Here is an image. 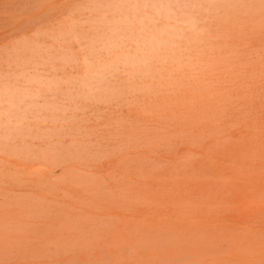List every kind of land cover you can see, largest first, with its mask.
Here are the masks:
<instances>
[{
  "label": "rangeland",
  "instance_id": "obj_1",
  "mask_svg": "<svg viewBox=\"0 0 264 264\" xmlns=\"http://www.w3.org/2000/svg\"><path fill=\"white\" fill-rule=\"evenodd\" d=\"M129 1V3L132 4V0ZM135 1L137 2V0ZM138 1H144V4L139 2L141 8L143 9L142 11L139 3L135 2V6H138L136 8V11H140V15L138 18H140L141 16L140 21H143L144 24L141 26L140 24L136 23L135 25H140L141 27L140 29H135L136 26L134 27L133 22H136L138 19H136L137 17L135 16L133 17V12L135 9L134 8L131 14L133 21H131V15H129L130 19H126L127 17H129L128 15L126 16V18L124 17V20H126L130 24L132 22L133 24H131L129 27L127 22H125V25L130 28V30L128 31L127 28H125V25V29L123 28V25L122 27L120 26V21H118V23H116L117 20L114 21L115 17L112 22V18L110 19L113 14L117 16L116 13L122 8L121 0H0V53L5 50L8 52H4L3 54L1 53L0 55V59L3 60L4 57L6 61L5 63V61L0 60V73L5 75V73L10 72L9 74H7V76L5 75L6 79L9 78L8 80L5 81L4 75H0V78H2L1 80L3 81L4 79V83L12 85L11 83H15V81H17V84L18 79L20 78L19 81L23 82L24 80L25 84L23 85H25L24 87H27L26 90L24 89V87H22V93L30 92V97H27V99V94L24 97L22 94H20L23 99H26L27 102H30L32 101V99L30 100V98H34L36 94L37 96H42V93L43 96L46 97L47 103L50 101L49 103L51 104V102L56 97L55 95L57 94L56 93L54 95L52 93V91L55 92V90L51 88L53 86L55 87V84H52V81H54L55 79L53 74H57L58 76V74H60L58 73V71H62L64 78H66V74L63 71H65L66 73L70 72L71 67H74L71 71L72 76L70 75V73V76H67V78L69 77V80H71L70 77H72L73 79V74L76 72L75 69L77 70L76 66H78L79 74L75 73L74 76L78 75L79 77H76L79 78V80H72V82L75 80V88L73 89L72 83L71 88V84L67 78L66 80L62 79V81L64 82L63 84L60 83L59 86H62L63 88L65 86L66 88L68 87V89L72 91V93L70 92L72 95L77 89L76 81H78V89L80 90V92L78 89L76 90L80 94H77L78 92H75L77 96L75 94L73 96V100L75 96L77 97L75 98V101L78 104H76L75 106V101L71 100L72 96L69 95L68 90L65 88V96V90L63 92V89L57 88V92L61 90L64 94L61 95V92H59L56 97V101L54 100L53 102H55L56 104L57 101L61 103H64L65 101L68 109V112L67 109L64 112L65 114L63 113V110H65V105L63 104V106L61 103L58 104V102L57 104L59 106L56 105L57 107L52 108V106L50 105L49 111V108H47L49 106H47V104H44L45 107L47 106L46 108H43V103L42 107H40L41 105L38 106V100V103L40 104V100L42 99L39 96V98H34V102H36L37 107H39L38 109L43 108L42 110L44 111V114H42V110H38V112L40 113L39 116H41L34 117L35 114H33V109L31 112L29 108L31 106H35V111H37L36 105L33 104L32 101L30 105H27V107L29 108L27 109L30 111L19 109L26 106V103L23 102L22 107H20V103L19 108L17 107L16 109H19V111L22 112L21 115L19 114L17 116L15 114H17L18 110L16 111V113L12 112L15 111L16 104L18 103V106L19 102H21L20 99H22L17 92V90L19 89L18 91L21 93L20 86H22V82L18 83V86H15V88H18L17 90L14 89V86L12 85V93L9 92L10 88L7 84L5 86H7L8 89H6L4 84H0V91L2 90L1 98H3V100L7 98L6 101L8 100L9 102L6 103V101L4 102L0 99V104H2L0 106V110H4L2 111L4 113L3 116L0 112V121L2 119V122H4L3 124H5V121L7 123L8 120L9 122H11L12 119L16 122L17 119L15 118L17 117L19 121L16 123L19 124L20 122L19 125H21L22 121L24 122V124L28 123V118H30L31 120L33 119L31 122L38 121L39 123L40 121L38 125L30 122L31 127L35 124L36 126H33V129H37L38 132L40 131L41 133H44H42L43 136L42 134L40 135V133H38L40 135L39 136L38 134H35L33 133V131H31L32 128H24L26 124H22L21 127H18V125L13 121L12 123L15 126L12 125V123L10 125L7 124V126L5 127L4 125L0 126L3 127V129L5 128L4 131H12L10 134L14 136H11V138H14L15 135L17 136L15 138L16 141L13 139L15 141V144L17 143V138H19L18 135L21 137V139L23 137L22 135L25 136L24 133H26V131H23V133L21 132L22 130L26 129L28 131L27 136L29 135V132H32L33 136L38 135L37 137L34 136L35 139H33V136L31 135L30 137L32 138L30 139L29 137L30 142L27 139L28 137L26 138L25 136L26 142H24L23 144L24 146L25 144L26 146H28L27 142H29V151L26 148V150H23L22 147L24 148V146L22 145L20 147L22 149L21 153L20 148H18L19 150H16L17 152L15 151V148L13 149V151H11V153L13 152V154L15 155H10L9 152L5 153V150H7V148H4L5 150L2 148L6 145V143L3 144L4 140H2L3 147H1L2 145L0 142V264H264V223L262 224V222H264V217L260 216V214L264 212V209H259L260 206H263L264 208V0H233V3L236 1V4H233L235 8L232 7L233 5H231L232 0H229L231 4H228V0V2L226 1L227 6L226 4H222L221 0V2L218 1L219 3H217L222 4L221 7H219L220 9L223 7L221 11L217 9L218 7L215 4L212 6H215V9L211 7L213 10L217 9V13L220 12L217 15L215 14V16L214 11L212 12V9L211 12L213 13V16H210V11L209 14L206 11L208 7L210 10V0L208 2L210 3V6L207 5L208 7H205L204 5L205 0H202V2L201 0H199L201 5H204L203 7L207 8L205 10L206 12H203V17L205 14V18H203L201 15L199 16L201 19L195 17V15L197 16L199 14V11L202 8L200 5V9L197 8V10H199L195 12V5L198 3V0L197 2L196 0H193L194 2H196L195 5H191L190 2L189 4H185V8H182L183 0H181L180 5L182 7H180V10L182 12L184 10H187L186 12L189 13L191 9L190 7H195L194 15L192 13L193 9L191 11L192 18L195 19V21H193V19L191 18L189 20V15H185V11L181 13V15L180 13H178L181 18L179 17L180 20L177 22V24L173 20L169 22V20H171L169 18L168 24H175V27L169 24L171 27L170 29L169 26L168 28H166L169 29L166 32L168 33L167 37L164 36L165 33L162 34L161 32L164 31L163 29H161V25H164V23L166 22L165 19L167 17L166 16L164 19L162 14L163 11L166 10V7H168V9L170 8V4H176V0H172L173 2L169 5L166 4V7L163 4L165 2L164 0H162V3L161 0H159L160 6L158 5V3H155L154 5L153 3L155 1L150 0L152 4L150 6L151 9L148 6L149 4L145 6L146 0ZM116 2L118 4V6H116L117 8L115 9L116 12L113 13V11H115L113 10L110 14L109 12L114 8L113 4L116 5ZM127 2L125 1L124 4L126 5ZM179 2L176 4V6L179 4ZM183 2L186 3V0ZM98 3L101 7L103 5V8H101L103 11L105 10V8H110L112 6L113 7L112 9H109V12H107V10V13H103L105 14V16L102 14V10H100L101 12H99L98 10L97 12L99 13H96V15H98L96 17V10H94L93 8L96 7L97 4V8L95 9H98ZM87 4L90 8L93 9H90L91 13L89 8L86 9ZM107 4L109 5V7H107ZM120 4L121 7L119 10H117ZM161 4L164 6L163 10L160 9L161 15H159L160 10L157 12V9L158 7L162 8ZM92 5L93 7H91ZM153 5L155 6V8ZM228 5L232 7H230V10H234L232 11V13L230 11L231 14L229 13V11H227L229 8L224 9V7H228ZM84 6L85 10H83ZM171 6L172 10H174V13L171 9H169L170 11H172V13L166 10V13L169 12V14L167 13L166 15L172 16V18L174 19L173 16L175 14L176 17L175 12H178L179 9L175 10L176 6L174 8L173 5ZM147 7L148 10L150 9V15L153 14V21H155V18H157V16H154L155 11L156 13H158V17L162 16V19H156L155 26L158 27V31L161 29L158 32L156 28L155 31L157 33L154 32L155 26L151 25L153 21L151 20L152 17L148 15L149 12L146 11ZM124 10L128 11L129 5L128 9L124 8ZM72 11V15L76 17L74 21L77 19L81 21L80 15L83 16L84 14L86 15L87 19L83 16V23L85 22V19L86 21L88 20V16L89 18L91 17V15L92 18L93 16L94 18L96 17L95 20L93 18L94 22H92L94 23L93 25L95 27L92 28L93 25L91 24V20H88L87 24L82 23V26L80 27L78 26L80 24L76 25L77 22L79 23V21L70 23V20L74 18L70 14V12ZM131 11L129 10L128 13H130ZM88 12L90 13V15L88 14ZM122 12L123 9H121V15ZM120 13L118 16H120ZM206 13L209 17L206 15ZM143 15L145 16V18H147V23H149L150 20L149 25L151 27L152 33L156 34L155 38V35L151 34L153 35V41L156 42V40L158 41V37L160 35L163 36L162 40L158 41V45L157 43L154 44L155 54L157 48L161 47L160 51L158 49V54H156V56H153L154 54H150L153 59L156 58L154 59V61H152L153 64L150 61L152 58L150 57L149 60L148 56H146V60L145 58H143V62L147 65V63L150 61L149 66H151L150 68H152L155 61V63H158L157 60L159 59V57V60H161L162 58L163 59L161 60L162 62L158 60L161 65L159 63V65H154V67L160 66V68H158V71L161 74H157L158 77L156 75V73H158L157 67L155 69L153 68V70H156L155 73V71L151 72L152 69H150L149 66L148 68L150 69V72L153 74L155 73L156 77L152 76L153 79L150 78L151 73H149V75H147L149 77H145L147 82L142 77L143 75L140 77L144 80H142L141 83L143 84L146 82V86L149 87L147 89L144 84V86L141 84L143 87H145L144 89H146L145 93L147 92V90L151 89V85L149 86V83L151 84V82H149L150 79L153 82H155L156 79L157 82L155 83L154 88L152 87L149 92L153 90L155 91H153V93L151 94L148 92V95L144 94L143 96H140L142 95V93H140L139 91H137L136 93L135 90V86H137L138 90L141 89V85L140 89L138 87V84H140L141 80L139 78V76L141 75L140 68L141 70L144 69L142 70V72L146 74L148 73L147 69L145 71V68L139 65L137 66L138 63L140 65L142 64V57L139 58L140 54L139 56L137 55L138 53H141V51H137L136 53V50L137 47L143 46V49L146 48L150 53H153L151 51L153 45L152 47H150V43L153 44V42L149 40L150 36H147L148 41L146 40V36L145 38H143L144 36H141L142 34H146L148 32L151 33L149 25L146 26V20H144V17H142ZM101 16L102 21H106L108 19L107 17H109V19L106 21L107 24H109L108 27L111 28L114 25L113 22H115V26L119 24L117 26H119V28L121 27L120 30L122 29V33L124 31L126 32L123 33L125 35L124 36L120 33V31L118 36L121 37V39H119L117 36H115V34H117L116 32L118 31L115 30L113 26L115 30V38H112L113 33H111L112 36L110 39V30L107 28V32L105 33L103 29L104 35H109L107 37L105 36L106 38H108L106 39L107 46L105 45V47L103 48H100L101 42L99 41L97 42V44L95 42V46H93L92 43H89V39L85 40L86 37L90 38L91 34L93 35H91L92 37H95L97 33V37L93 38V41H95V39L96 41L98 40V36L101 35V28L104 27L103 23L101 24V19L99 20L100 22H97L98 24L95 21ZM66 17L68 19L65 20ZM104 17L106 18L104 19ZM206 17H208V20L206 19ZM69 18L71 19L69 20ZM67 20H69L70 22ZM120 20H122V18ZM124 20L121 22L122 24H124ZM185 20H187L188 22ZM61 21L65 26V29L62 30H60L61 27H58V25H60L59 22ZM163 21L165 22L163 23ZM183 21H185L184 32L181 31V33H183L179 35L180 29H183V25H181ZM57 22L58 25L54 28L53 25H56ZM106 22H104V26L107 25ZM189 22H191L189 25H193V29L194 27L197 29V26L200 25L199 28H202V31L204 30L206 33H202L201 29L199 30V28L197 29V31H195V29L194 31L196 33H194L193 29L190 30L191 26L186 29V26H189L186 23ZM65 23L70 25V28L68 25V27H66ZM89 24L91 26L87 27L86 25ZM83 26H85V28H83L84 30H82ZM131 26H133L132 29ZM143 26L144 28L145 26L147 28L144 29L142 28ZM177 26L180 27L178 31L179 41L180 36L182 38V36H184V33H187L185 34L186 39L183 37L184 39H182L180 42L178 41L177 43L183 45V47L189 44L188 47H181V49L183 48L182 53L180 52V49L179 51H169L171 48V50H173L177 47V45H173L174 43L169 46L170 49L168 48V45L166 46L167 50H165V48L163 47V44L166 45L165 41L168 43V40L171 39V37L169 38V34L172 33L173 35L174 30L177 31ZM97 27L100 31V34L97 31V33H95L94 35L93 30L96 31ZM162 27L164 28V26ZM67 28H69L70 31H73L75 29V32L76 30L81 29L84 34L88 33V31L86 32V29L90 28L91 32L92 28L93 32L89 33V36H87L86 34V36H84L85 38H82L83 34H81L80 36V34H78L79 31H77L76 37L78 36L77 38L79 39L77 42H75L76 38H74L72 43V40H69L67 38L69 37L68 34L67 36L65 35L64 38L66 39V42L64 41V43H60V41L63 40L64 34L67 32V30H69ZM71 28H73V30ZM52 29L54 32L55 29L59 30L58 33L62 31L61 36L63 37H60L57 31L56 33L52 34ZM45 30H47V32L48 30L49 32L51 31L49 35H54V38L53 36V39L51 38V36H47L48 34H45ZM135 30L136 34H134ZM42 31L44 32V34H41ZM74 31L73 34H76L74 33ZM200 31L202 34H205L203 38L202 34L201 36H199ZM190 32H192V34L194 33V36H191V40H189L188 42L187 39H190V37L188 36V34L190 35ZM37 33L38 35L41 34V36L43 37V41L41 39L42 37H40L39 39V36L35 35ZM70 33V35H72L73 37L72 32ZM130 33L131 35L134 34V36L131 37ZM174 33L176 34V32ZM196 34H198L197 37L199 39L201 38V40L197 41V43H194V40L196 41ZM104 35L102 34L100 37L102 38L103 36L102 40L104 39ZM32 36L33 38L31 41ZM25 37L26 39H28L27 37H29L30 39L28 41H30L31 44L27 41V43H29V48L28 45L25 44ZM44 37L46 38V40H44ZM55 37H57L59 40L55 39ZM138 37L140 39V44L135 46V43L137 44L136 39ZM176 37L177 34L175 37L172 36V38H175V40ZM34 38L39 39H36V42H41L40 45H43V42L51 44L50 39L53 40V42H56V40H58L57 43H60V45H57L59 46V51L57 50V48L55 49L56 44L52 51L49 50L51 49L50 45L49 48L46 46L47 43H45L46 45H43L45 46L43 47L44 50H48L49 55L51 52H55V55L58 51V54H56V59H54L55 56L52 58L49 56V61V58H46L48 54H46L45 56L46 51H44V53L43 51L41 52L42 47L38 46V44H36L35 42V45H33L34 43L32 42L35 41ZM132 38L134 39V41L132 40ZM109 39L111 40L112 45L109 43ZM117 39L119 41L118 43ZM21 40L24 41L23 44ZM112 40L113 42L116 41L117 44H113ZM125 40H127V42H125ZM130 40L132 45H130ZM145 41L146 43L149 42L150 46H147ZM53 42L52 45H54ZM192 42L193 44H191ZM15 43L18 45L19 43L20 45H23L22 50L24 52L26 50L24 48H26L27 46L28 52L23 53V55L21 54V57L22 59H26V57L30 56V59H26L27 64L29 62L28 60H31L28 66H26L27 64L25 63V59V61L21 60L18 52H16L17 55L16 53H14V55L12 56L13 58L8 56L10 52L13 53L18 49H21V46L20 48H18V45H16ZM98 43L100 47L98 46ZM128 43L132 47L131 49L130 47H127V49L129 48L130 53L136 54V56H138L140 60L138 58H135L133 56L134 54H132L134 60L133 58L131 60L130 55V57H126V47L124 45L126 44L128 46ZM169 43L171 44V42ZM61 44L62 46L63 44H65L66 49L64 48L65 45L62 47ZM79 44L82 48L79 46ZM104 44L105 43H103V46ZM118 44L120 45V48H112L115 46L117 47ZM15 45L17 47V50H14L16 48L13 49ZM32 45L34 50L32 51V53L35 52L36 48L38 50H36L37 52H41L40 54L38 53V55L40 56L37 55V57L41 58L40 61L38 58L39 66L35 62L37 58L36 55L34 56V58L36 57L34 61L33 57H31L32 55H30L32 54L29 52L32 50ZM87 45L92 47V52H89V50L87 51L85 49ZM11 46H13L12 50ZM34 46L36 47L34 48ZM108 46L110 47L109 49L107 48ZM39 48L41 49L40 51ZM63 48L65 50H63ZM133 48L135 50H133ZM82 49L85 50L82 51ZM105 49L109 50L108 53H110V49H112L114 53H110L111 57L107 55ZM189 49L190 52L188 54V57L186 53L189 51ZM183 50L184 52H186L184 53ZM20 51L21 50H19V52ZM163 51H165V55L170 52L173 53L174 56H176L175 54H177L178 56L175 57L176 59L174 58V56H172L174 59H170L171 55L168 54L167 56H169L170 60H167V56V58L163 57ZM60 52H62L61 57L67 54V56L64 57L67 58V60L65 61V59H62L67 62L65 64L66 66H64L65 62L61 61L60 59H58L61 62L60 65L57 61V58H60ZM84 52L89 53L87 55L84 54ZM117 52L119 53V55H122L120 56V58L122 57V59L120 63L118 62L119 64H116L117 56L114 55ZM175 52H179V54ZM69 53L72 58L70 60H73L74 62H69ZM142 53L145 54V52ZM42 54L44 55L42 57L47 59H45L44 61H48L47 64L45 62V65H48L47 67L43 65L41 66L40 64L44 59L41 57ZM89 54L92 56L96 55L94 59L95 63L96 61L99 63L102 61L100 64H97L98 67L100 65L102 70L106 72V78H103L105 73L101 75L102 71L100 70V73L96 69L97 64H95L93 60L92 62L90 61L91 59H93V57ZM128 54L129 51L127 55ZM184 54H186L185 56L187 58L192 59L191 62L195 64L193 66L194 68L191 65V67L188 68L189 64L191 63L190 61H188V59H185ZM119 55L118 60H120ZM179 55L183 59L181 58V60H179ZM83 58H85V61L86 59H88V61H86L87 63L85 62L84 65L80 64V62L84 63ZM113 58L116 59V66L114 65ZM52 59H54L55 62H57V64L59 65L58 69L53 62L50 66L49 63H51ZM106 59H110L107 60V62L113 61V63H111L114 66L113 68L116 69L118 65L122 67L121 62L125 61L127 63V66L125 69L124 67L123 69L121 68L122 74H124L123 72H125V70H129V68L127 69L128 66H130V69L135 67V71L137 69L136 66L139 67V72L137 69V73L132 69L134 74H137L138 79L136 80L137 82L139 81V83L135 85V88H132V90H130L131 88H129V92L133 91L131 92V98L130 94L126 95L130 99V102L133 100L131 103L126 104L127 97L125 96V94H123L124 96L122 95V93L119 94V91L121 92L122 89L123 92L124 86V93H128V91H126L128 90L126 89V87H130V85H128L131 81L130 77H132V81L134 80L133 83H137L136 80L133 79L135 78L133 77L134 74H131L132 76L130 75V79H128V81H130L127 84L125 83V80H123L126 79V74L121 75V70H118V72H116V69L111 70L108 67V71L111 74L110 76L112 78L109 77L106 68L109 63L105 61ZM130 60L132 61V65L134 61L138 63L131 67V65L128 64V61L130 62ZM183 60H186L185 63H187L188 61V66H186L185 69H180V62L185 65ZM12 61L15 63V66ZM21 61L24 63L25 68L30 69V71L28 70L29 74L27 72V69L22 67L23 64H21L22 66L20 65ZM169 61L173 62L170 63L171 68H173L176 62L181 72L177 71L178 68L175 64V69L173 68V76L172 71L169 72ZM8 62L9 64L11 63L13 65L12 67H10V69V65L8 64ZM17 62H19V66L16 64ZM77 62L80 65V68ZM92 63H94L95 66L94 74L92 73ZM102 63L106 65L104 67L106 69H103ZM126 63H123V65H126ZM163 63H165V67L166 65L168 66L167 71H165L168 72V76L170 74L169 77L166 75V72L165 74L162 73L164 72L163 68H165L164 66H162ZM53 64L55 67V71L53 70L54 67H52ZM61 64L64 66V70L62 69ZM70 64H72L71 67H68V65L70 66ZM87 64L92 65V69L88 67L89 73L91 72L92 76H95L97 73H99L100 76H96L95 78H99L100 80H102L101 78H103L104 82L103 80L100 82V84L99 82H97L99 86L108 84V86L103 87L108 91L112 89V86L113 88L115 86L117 87L116 91H114L115 88L112 89L113 91H110L111 93L114 92L118 95L115 96V94L112 95L109 93V99H112V102L109 101V103H113V105L115 104L119 107H115V105L113 106L112 104L108 105V98L105 99V104V102L103 101V88H98V85H96L95 82V80L98 81V79L94 80L95 84H93V80H91L92 82L89 81L90 85L93 84V87L90 88L88 81H86L85 79L86 76L88 78L90 77V74L88 73L86 68L87 66H85ZM112 64H110V68L112 67ZM183 64L182 68L184 67ZM31 65H34V68ZM16 66L19 68L13 70L12 72V68H17ZM35 67L37 68V70L35 69ZM42 67L43 70L45 67V72L47 71L46 73H43ZM83 67H85V70ZM120 67L118 68L120 69ZM22 68L24 69V71L22 70L23 73L22 71H20V69ZM31 68L35 69V71ZM187 68L189 70L188 72H186ZM40 69L42 70L41 72L44 74V76H46L40 77L42 79H39L40 82H38L39 80L37 81V78H39L40 75H43L39 71ZM19 71L21 72V75H24L25 72L29 76L25 74L26 78L25 76L20 77V75H18ZM49 71L52 74L48 73ZM84 71H86L87 74L85 77L82 75L85 73ZM38 72L40 73L38 74ZM115 72H120V77L122 76V81L124 82L120 81L121 79L119 78V75L117 77V74H115ZM30 73L31 75L36 76L34 79H36V81L40 85L36 81L34 83L33 77L32 79L30 78ZM177 73H179V75H177ZM36 74H38V76ZM50 74L53 75L52 79L49 76ZM138 74L140 75L138 76ZM171 74L173 77L171 76ZM17 76L19 77L18 79ZM124 76L126 77L124 78ZM27 77L31 80V83H33V85L36 84L35 87L39 86L36 94L34 92L36 88H34L32 84H30V81L27 80ZM47 77L49 80H46ZM108 77L109 80L106 81ZM114 77L118 78L117 81L120 79L117 82L118 84L115 83L116 79H114ZM24 78L30 84L29 86L32 85L31 88H28V83ZM81 78L85 79V85L87 84L86 87L88 88L89 86L88 93L90 92V94H92L89 90H94L93 93L95 92L96 94L97 92L98 95L102 90L103 94L100 96L101 98H103L100 100L97 95L95 96L93 94L94 100L96 98L98 102H96V100L94 101L93 99H91L90 101L89 98L91 97V95L89 96V94H86L87 88L84 87V81L81 80L83 85L80 84ZM10 79L12 81H10ZM56 79H58V77ZM56 79L53 83H57L58 86L59 82L61 81L57 80L58 82H56ZM91 79H93V77ZM43 80L46 81V84L48 83L47 88H50L52 91H45L47 90V88L45 89L46 84ZM66 81H68V84L66 83ZM43 82L44 84H41ZM102 82L106 84L103 85ZM119 83L120 85H123L118 87ZM109 84H111V88L109 87ZM124 84L127 85L125 86ZM80 85L81 87H79ZM96 87L99 90L101 88L102 89L99 91ZM5 89L8 90V92H6ZM3 90H5V95L2 94ZM32 90L33 94L31 93ZM81 90H85L83 91V99L81 97ZM14 91L17 92L16 95L19 96L18 100L20 101L16 100L17 96L14 94ZM108 91H106L105 97H109ZM9 93L12 95L14 94L13 96L15 99H13V97L11 96V100H16L15 105H12L13 103H15L14 101L11 102L9 100ZM44 93H48L51 96L49 95L48 97V95H45ZM132 93L140 95L134 97ZM121 95L123 96V98H126V102L125 105H122L124 104L123 102L120 106L117 100L120 101V99L122 98ZM5 96H9V98ZM52 96H54L53 100L51 98ZM61 96H63L64 98H68V100L65 99L63 102L60 101ZM117 96L119 98L121 96V98L119 99ZM84 97L86 98V100H84ZM79 98H81L82 101L79 100ZM70 100L72 101L71 104ZM123 100L125 101V99ZM123 100L121 99V102ZM43 101L45 102V100ZM92 102H96L95 104L97 106L99 105V108L102 107L101 111L99 110V108L95 111L96 105H94V103ZM102 102L103 104L100 105ZM79 103H83L85 107L83 105H80L81 108H77L75 110L74 107H80ZM10 105L12 106V108L14 106L13 110L9 109L11 107ZM69 105H72V107H74L72 108ZM6 106L8 107V110H10L9 113L8 110L6 112ZM63 107L64 109H62ZM92 107L94 108L91 109ZM54 108L57 111H55ZM85 108H87L89 112ZM78 109H80L81 112ZM71 110L73 111L71 112ZM74 110L76 112L79 111L81 114L79 112L75 113ZM50 111L53 113L50 114ZM98 111L100 112V114ZM25 112H29V116L26 115ZM38 112L35 113L38 115ZM23 113L27 117L23 115ZM66 113L71 114V118H73L74 113L75 115L78 114L76 115L77 117L74 116L76 121L69 118L70 115H67ZM83 113H85L86 116ZM12 114L16 117L14 118L13 116H11ZM30 114H32V117H30ZM46 114H48L49 116H44ZM58 114L61 115V117L65 115V117L67 116L68 118L66 117V121L62 122L61 117H59L58 120ZM79 114L81 116L83 115L82 119L86 120L82 122V120L80 119L81 116H79ZM19 116L20 118L22 116V121H20ZM43 117H47L49 120L53 119V122L49 123V120H46V118ZM49 117L52 119H50ZM23 118H27V122L23 120ZM3 119H5V121ZM68 121H74L75 123H69ZM2 122H0V124ZM52 123H55V126ZM16 125L17 128H15ZM27 125H29V123ZM45 125L50 127H48L49 130L51 129V134L49 136H47L49 134V130ZM57 125L59 127L62 125L63 129L69 127V135L67 129L63 131L62 128H59L60 130L58 129L57 134ZM44 126L46 128H44ZM51 126H54L52 127L54 129H52ZM18 128L22 130L16 132V129ZM1 129V134L5 133L3 129ZM61 129L62 132H59L61 131ZM45 130L48 131V133H46ZM19 132L21 133V135ZM63 132H66V134L64 135ZM16 133L19 134L17 135ZM5 134L7 135V131ZM6 135L5 139L7 140L8 137H6ZM57 135L60 136L56 138ZM44 136H47V138L45 139ZM50 136L53 138L49 139ZM1 138L2 136H0V141ZM19 140L18 142H20ZM33 140V145H35V143L37 145H35V147L38 149L36 151L34 150L35 147L33 146L34 148L32 149V144L30 145ZM7 141H10V139ZM14 141H10L11 143H9L8 145L10 146L12 144L13 146ZM38 144L40 147L38 146ZM18 145L20 146L21 144L18 143ZM45 145L50 147L46 148ZM17 147L18 146H16V148ZM9 148L7 151H9ZM30 150L34 151L30 152ZM251 190H253L254 192H251ZM240 199L241 201H239ZM262 215L264 216V213ZM245 222H248V224H245ZM248 227L250 229H248ZM257 227L259 229H257Z\"/></svg>",
  "mask_w": 264,
  "mask_h": 264
},
{
  "label": "bare ground",
  "instance_id": "obj_2",
  "mask_svg": "<svg viewBox=\"0 0 264 264\" xmlns=\"http://www.w3.org/2000/svg\"><path fill=\"white\" fill-rule=\"evenodd\" d=\"M118 1H120V0H118ZM121 1L123 2V3L121 2V4H122V8H121V9H123V12H122L123 17H122V15H121V13H120V12H121V9H120L121 4H120L119 8L117 9V10L120 9V11H118V12L120 13V16H121V17L118 16V15H119L118 12L116 13L117 16H115V15L113 14L112 17H110V14L112 13V11L115 10V9L117 8L116 6H118L117 2H116V5L112 3L113 6H114L113 9H112L113 6L110 5V6H112V7H110V8L112 9V10H110V12H109V9H110V8H105V6H104L105 10L103 11V10L101 9V8H103V5H102V7H101V6H99V5H100L99 3H98V6H99L98 9H95V8H97V4H96V7L93 8L94 10H96L95 15H96V13L101 12L100 10L103 11L102 14H103L104 12H105V13L109 12V13H110V14H109V17H110V19L112 18V19H111V22L113 21V19H114V17H115L114 21L117 20L116 23H118V21H120V26L122 27V25H123V28H124V27L126 26V25H125V24H126L125 22H127L126 20H124V17L126 18L127 15H128V16L131 15L132 12H133V9L135 8V9H134V12H133V17H134V16L137 17L136 19H138L139 22H138V20H137L136 22L134 21L133 23H134V27L136 26L135 29H140V27L144 24V22H143V21H140V20H141V16H140V18H138L139 15H140V11H138V10L136 11V8L138 7V6H135V2H136V1L134 0V4H133V0H132V4H133V6H132V4L129 3V2H130L129 0H128V2H127V0H125V1L127 2L126 5L124 4V3H125L124 0H121ZM152 1H155V2L153 3L154 5H155V3H156V4L158 3V5L160 6V2H159V0H158V1H157V0H152ZM164 1H165V2H164ZM164 1H163V2H164L163 4H164L165 7H166V4L169 5V4L172 3L174 0H173V1H172V0H168L169 2L166 1V0H164ZM183 1H185V0H183ZM183 1H182V6H183V7L180 5V4H181V0H180V2H179V0H178V1L176 0V1H175V2H177V3L179 2V4H178L179 6H178V5L176 6L177 3H176V4H175V3H172V4L169 5V6H170L169 9H171V10H172V8H171L172 6H171V5H173V8L176 6L175 10L179 9L178 12H175V13H176V17H175V14H174V16H173L174 19L172 18V16H168V15H166L167 13L169 14V12L166 13V10H167V11H170V10L168 9V7H166V10H165V8H164L165 11H163V14H162V15H163V18H164V19H165L166 16H167V17H166V19H165L166 22L163 21V23L165 22L166 25H165V23H164V25H163V24L161 25V29L164 30V31H161V32H162V34L165 33V35H164L165 37L168 36V35H167L168 33H166V32L170 29V27L175 25V24L172 25V24L169 23V24L171 25V26H170V25L168 24V20H169V18L171 19V20H169V22L173 20V21H175L176 24H177V22H178V21L180 20V18H181V16H179L178 13H180V15H181V13H183V12L185 11V15H186V14L189 15V20H190V18L193 19V18H192V13H193V15H194V13L197 12V11L200 9V5H201V3H200L199 0H198V3H197L198 6H197V4H196L197 0H196V2H194L193 0H191L192 3H191L190 0H188V1L186 0V3H184ZM213 1H214V0H210V3H211V4H210V3H208L209 0H207V1L205 0L204 5H205V7H208V6L211 5V6H210V10H209V7H208V9H207V8H204V7H203L204 5H201L202 8H201V10L199 11V14L197 13L198 15H197V16L195 15V17H196V18H200V17H199L200 15L203 17V12H206V11H207V13L209 14V11L211 12V9H212V8H213V9L216 8L215 6L212 7L214 4L218 7L217 9H219V10L221 11V10L223 9V7H222L221 9H220L219 7H221L222 4H226V1H227V0H224L225 2H224L223 0H222V2H221V0H215L214 2H213ZM218 1H220L222 4H217V3H219ZM228 1H229V0H228ZM228 1H227V2H228ZM237 1H238V0H237ZM139 2H140V1L137 0L136 3H139ZM143 2H144V1H142V2H140V3L144 4ZM147 2H149V3H147ZM166 2H167V3H166ZM189 2H190L191 5H192V4H194V5L196 4V5H195V6H196V9H195L196 11L194 12V8H195V7L192 8V6L190 7V5H189V7L191 8L189 13H191L192 9H193V12H192L191 14L187 13V12H186L187 10H184V11L182 12V11L180 10V9H181L180 7L185 8V7H184L185 4H189ZM193 2H194V3H193ZM201 2H202V0H201ZM206 2H207L208 4H207ZM223 2H224V3H223ZM235 2H236V1H235ZM235 2L233 3V0H232V4H231L230 1L228 2V4L230 3L231 5H233V4L235 5V4H236ZM140 3H139V6H140V8H141ZM161 3H162V0H161ZM199 3H200V4H199ZM205 3H206V4H205ZM212 3H213V4H212ZM83 4H84V3H83ZM148 4H149V5H148ZM174 4H175V6H174ZM209 4H210V5H209ZM107 5H108V4H107ZM128 5H129V10L131 11V9H132V11H131L130 13H128L129 10H128V11H127V10H126V11L124 10V8H125V9H128ZM137 5H138V4H137ZM147 5L149 6V8H150V6L152 5L151 2H150V0H149V1H147V0L145 1V6H147ZM154 5H153V6H154ZM164 5L161 4L162 8H161V7H158L157 12H158L160 9L163 10V6H164ZM194 5H193V6H194ZM207 5H208V6H207ZM218 5H219V6H218ZM234 5H233L232 7L235 8ZM126 6H127V7H126ZM226 6H227V4H226ZM226 6L224 7V9H225V8H227V9L229 8V9L227 10V11H229V13H230V11H231V13H232V11H234L233 9L230 10V7H231V6H229V5H228V7H226ZM86 7H87L86 9L89 8V10H90V9L93 10L92 8L89 7L88 4H87ZM91 7H93V5H92ZM107 7H109V5H108ZM123 7H124V8H123ZM130 7H131V8H130ZM211 7H212V8H211ZM232 7H231V8H232ZM99 8H100V9H99ZM154 8H155V6H154ZM156 8H157V7H156ZM197 8H199V9L197 10ZM146 9H147L146 11L149 12V10H150L151 8L148 10V7H147ZM206 9H207V10H206ZM213 9H212V12L214 11V16H215V14L217 15V14L220 13V12H219V13L216 12L217 9H216V10H213ZM83 10H85V6H84ZM83 10H80V11H83ZM91 10H90V13H91ZM98 10H99V12H97ZM107 10H108V11H107ZM142 10H143V9L141 8V11H142ZM154 10H155V9H154ZM161 10H160L159 15H161ZM205 10H206V11H205ZM106 11H107V12H106ZM135 11H136V12H135ZM172 11H173V13H174V10H172ZM172 11H170V12L172 13ZM201 11H202V13H201ZM217 11H218V10H217ZM77 12H78V11H77ZM115 12H116V10L113 11V13H115ZM124 12H125V13H124ZM147 12H146V13H147ZM212 12L210 13V16H213V15H212V14H213ZM66 13H67V12H66ZM72 13H73V11L70 12V14H71V16L74 17V15H72ZM85 13H86V12H85ZM90 13L88 12L89 15H90ZM127 13H128V14H127ZM137 13H138V14H137ZM164 13H165V15H164ZM207 13H206V15L208 16ZM227 13H228V12H227ZM231 13H230V14H231ZM74 14H75V12H74ZM136 14H137V15H136ZM230 14H229V15H230ZM103 15L105 16V14H103ZM103 15H102V16H103ZM148 15H150V12H149ZM152 15H153V14H152ZM152 15H150V16L152 17L151 20L153 21V20H154V17H153ZM69 16H70V15H69ZM77 16H78V15H77ZM80 16H81V18H80V17H78V18H80L81 21H79V19H77V20L74 21V19H75L76 17H74V18L71 17L72 20H70L71 18H69V20H70L71 22H70L69 20H67V21H69L70 23H74V22H76V21H79V23L77 22L76 25L80 24V25H78V26L80 27V26H82L81 24H82L83 21H84V20H82V17H83V16L86 17V15L84 14L83 16H82V15H80ZM97 16H98V15H96V17H97ZM102 16H101L100 18H98L95 22H96V23H97V22H100L99 20L102 18ZM146 16H147V14H146ZM154 16H155V17L157 16V18H155V21H153V23H152V21H151V23H152L151 25H153V26L156 25V19H160V18L162 19V16H161V17H158V13H156V11H155ZM177 16H178V17H177ZM96 17L94 18V16H93L94 20L96 19ZM106 17H107V16H106ZM106 17H104V19H105ZM109 17H107V18L109 19ZM116 17H117V19H116ZM118 17H119V19H118ZM142 17H144V20H146L145 22H146V24H147L146 26H148L149 23H150L149 18H148L149 23H147V18H145L144 15H143ZM179 17H180V18H179ZM184 17H185V16H184ZM186 17H188V16H186ZM195 17H194V18H195ZM208 17H209V16H208ZM208 17H206L207 20H208ZM91 18H92V15H91L90 18H89V16H88V20H91V24L93 25L94 23H92V22H94V20H93V18H92V19H91ZM121 18H122V20H120ZM128 18L130 19V16L127 17L126 19H128ZM176 18H177V20H176ZM203 18H205V14H204V17H203ZM210 18H211V17H210ZM66 19H68V18L66 17L65 20H66ZM86 19H87V17H86ZM86 19H85V22H84L83 24H85V23L87 24V21H88V20L86 21ZM108 19H107V20H108ZM136 19H135V20H136ZM200 19H201V18H200ZM107 20H106V21H107ZM123 20H124V22H123L124 24L121 23ZM207 20H206V21H207ZM103 21L106 22L105 20H103ZM103 21H102V19H101V24L103 23V27H104V28H101V35H102V34L104 35V31H105V33L107 32V31H106L107 28L110 30V31H109V34L113 33V37H112V38H115V36H117L119 39H121V37L118 36V35H119V32L121 31L120 33H121L122 35H124L123 33H126L125 31L122 33V29L120 30L121 27L119 28V26H117V25H119V24H117V25L115 26L116 23L113 22V23H114L113 26H114L115 30L118 31V32H116L117 34H115V36H114V31H115V30H114L113 26H112L111 28L108 27L109 24H107V22H106L107 25L104 26V22H103ZM131 21H133V19H132V15H131ZM131 21H130V22H131ZM185 21H187V20H185ZM185 21H183L182 24H181V25H183V26H182L183 29H180V27L177 26V29H176L177 31L174 30V32H176V34H177V37H176V40H177V41L175 40V38H172V36H173V37L176 36V34H175L174 32H173V35H172V33L169 34V38L171 37L172 41H171V39L168 40V43L171 42V44H170V43L168 44V43L165 41L166 45L163 44V45H164L163 47L165 48V50H167V49H166V46H167V45H168V48H169V46H171L173 43H174L173 45H175V46L177 45V47L174 48V49H176V50H174V49L171 50L172 48H171V49L169 48V49H170V50H169L170 52H172V51H179V49H180V52L182 53V49L185 48V47H188L189 44H187L186 46L184 45L185 47H183V45L177 44L178 41H179V40H178V34L180 33L179 35H181V34L184 32ZM191 21H192V20H191ZM193 21H195V19H193ZM61 22H62V21H61ZM61 22H59L60 25H58V22H57V24H56V25H53V27L55 28V26L57 27V25H58V27H61L60 30L65 29L64 23L62 22V23H63V26H62V23H61ZM111 22H110V26H111ZM142 22H143V23H142ZM187 22H188V21H187ZM204 22H205V20H204ZM89 23H90V22H89ZM113 23H112V24H113ZM136 23L140 24L141 26H140V25H135ZM154 23H155V24H154ZM190 23H191V22L186 23V24L189 25ZM97 24H98V23H97ZM101 24H100V25H101ZM127 24H128L129 27H130V25L132 24V22H131V24L127 22ZM167 24H168V25H167ZM203 24H204V23H203ZM65 25H66V27L69 26V28H70V25H68V24H66V23H65ZM67 25H68V26H67ZM124 25H125V26H124ZM132 25H133V24H132ZM196 25H197V24H196ZM198 25H199V24H198ZM86 26L89 27V26H91V25L89 24V25H86ZM146 26H145V28H147ZM162 26H164V28H163ZM166 26H167V27H166ZM168 26H169V29H166V28H168ZM190 26H191V27H190ZM199 26H200V25H199ZM199 26H197V29L199 28ZM94 27H95V26L93 25L92 28H94ZM101 27H102V26H101ZM132 27H133V26H131V29H132ZM159 27H160V26H159ZM174 27H175V26H174ZM189 27H190V30L193 29V25L186 26V29H188ZM50 28H51V27H50ZM54 28H53V29H54ZM69 28H67V29H69ZM83 28H85V26L82 27V30H84ZM92 28H91V32L94 31V32H93L94 35H95V33H97V31H98L99 34H100V31L98 30V27H97V30H96V31H95V30L92 31ZM112 28H113V29H112ZM125 28H127L128 31L130 30V28H128V26H126ZM125 28H124V29H125ZM142 28H144V26H143ZM145 28H144V29H145ZM149 28H150V30H151L150 25H149ZM149 28H148V29H149ZM156 28H157V31H158V27L155 26V27H154V32H156V31H155ZM47 29H48V28H47ZM53 29L51 30V31H52V34L56 33V31H57V33H58L59 30H56V29H58V28L55 29V32L53 31ZM71 29L73 30V28H71ZM103 29H104V31H103ZM133 29H134V28H133ZM161 29H160V30H161ZM179 29H180V31H179ZM195 29H196V28L194 27V29H193V32H194V33H196L195 31H197V29H196V30H195ZM200 29H201V31H202V28H199V30H200ZM49 30H50V29H49ZM49 30H48V32H47V30H45V31H46L45 34L47 33V34H48L47 36L50 37L51 35H49V33H50L51 31L49 32ZM74 30H75V29H74ZM74 30H73V31H74ZM82 30H81V29H80V30H76V32L74 31V33H76V34H73V31H70V29H69V30H67V32L65 31V32H66L65 34L63 33V34H64V37L61 36L62 31L59 32V33H58L59 36H60V37H63V40H61L60 43H61V42L64 43V41L66 42V39H64V38H65V35L67 36V35L69 34V37H70V36L72 37V35H70V34H71L70 32H72L73 37H72V38H71V37H70V38L67 37V38H68L69 40H72V41H71L72 43H73L74 38H76V39H75V40H76L75 42H77V41L79 40V39L77 38L78 36L76 37V35H77V31H79L78 34H80V36H81V34H83V35H82V38H83L84 36H86V34H87V36H89V33H91V32H90V28H89V29H86V32L88 31V33H86V32L84 31L86 34H84V33L82 32ZM160 30H159V31H160ZM194 30H195V31H194ZM199 30H198V32H199ZM68 31H69V32H68ZM159 31H158V32H159ZM178 31H179V33H178ZM181 31H183V32L181 33ZM201 31H200V33H199V36H201L202 33H206L204 30L202 31V33H201ZM81 32H82V33H81ZM161 32H160V34H161ZM42 33L44 34L43 31L41 32V34H42ZM131 33H132V32H131ZM131 33H130V35H131ZM156 33H157V32H156ZM194 33H193V34H194ZM39 34H40V33H39ZM41 34L38 35V33H37V34H35V35H38V36H39V39H40V37H42ZM97 34H98V33H97ZM97 34H96L95 37H97ZM107 34H108V33H107ZM134 34H136V30L134 31ZM134 34H132L131 37H133ZM151 34L155 35L154 38L156 37V34L152 33V30H151V33L148 32V33H146V34H142L141 36H144L143 38H145V36H146V40H147V41H148L147 36H148V35L150 36L149 40L152 41L153 44L150 43V44H151V46H150V45H149V42L146 43V41H145V43L147 44V46H150V47H152V45H153L152 50H151L153 53H150L149 50H147L146 48H144V49H145V50H144V49H143V46H142V47H141V46L137 47V50H136V53H137V51H139V52L141 51V53H142V52H145V54L142 53V56H141V53H138V54H137L138 56H139V54H140L139 58L142 57V59H141L142 64L140 65L138 62L134 61V62H133V65H136V64L138 63L137 66L139 65V66L145 68V71H146V69H147V73H148V74H146V73L142 72V70H144V69L141 70V68H140L141 75L138 74V76L140 75L139 78L143 75L142 77L145 79V77H146L147 75H149V73H151V72H153V71H155V73H156V70H153V68L155 69L157 66L154 67V65L158 64L159 61H161V60L163 59V58H162L161 60H159V59H160L159 56H160V53H161V52H160V53H159V56H157V57H159V59H158L159 61L157 60L158 63H155V62H156V61H155V62H154V65L152 66V68H150V67H151V66H149L150 61H151V63L153 64L152 61H154V59H156V58L153 59V57L150 56V54H152V55L154 54L153 56H156V54H158V49H159V51H160V49H161V47H160V48H157V51H156V54H155V53H154V52H155L154 44L157 43V45H158V41H161L162 38H163V36L160 35V36L158 37V38H159L158 41L156 40V42H155V41H153V40H154V39H153V35H151ZM185 34H187V33H184V36H182V38H181V36H180V41H181L182 39L185 38ZM193 34H192V32H190V35L188 34V36L190 37V39H189V38L187 39L188 42H189V40H191V36H194ZM91 35H92V34H91ZM91 35H90V38L86 37L85 40H88V39H89V40H88L89 43H92L93 46H95V42H96V44H97L98 41L101 42V47L99 46V43H98V46H99L100 48L105 47V45L107 46V44H106V39H108V38H106V37L109 36V35H106V34H105L103 40H102L103 36H102V38H100L101 35H99L97 41H96V39H95V41H93V40H94L93 38H95V37H92L93 35H92V36H91ZM122 35H121V36H122ZM171 35H172V36H171ZM197 35H198V34L195 35V37H196V41L193 39V40H194V43H195V42L197 43V41L201 40V38L199 39V38L197 37ZM204 35H205V34H202V38H203ZM52 36H53V38H54V35H52ZM52 36H51V38H52ZM74 36H75V37H74ZM105 36H106V37H105ZM111 36H112V34L110 35V39H111ZM124 36H125V35H124ZM129 37H130V36H129ZM139 37H140V35H139ZM139 37L136 39V40H137V44L135 43V46H137V45L140 44V43H139V42H140V41H139V40H140ZM160 37H161V38H160ZM183 37H184V38H183ZM27 38H28V39H26V37H25V40H26L25 44H26V45H28V44L30 43V41H28V40H30L29 37H27ZM32 38H33V36L31 37V41H32ZM53 38H52V39H53ZM84 38H85V37H84ZM99 38L101 39V41H100ZM34 39H35V38H34ZM36 39H37V38H36ZM36 39H35V41H33L32 43L35 42L36 44H38V46H41V47H42V48H41L42 50L39 48V51L41 50V52L43 51V53H44V51H46V52H45V56H46V54H48V50H44L43 47H45V46H43V45H46L45 43H47V42H45V43L43 42V43H42L43 45H40L41 42L39 43V41H38V43H37L36 41L39 40V39H37V40H36ZM41 39H42V41H43V37H42ZM47 39H48V38H47ZM55 39H58V38L55 37ZM55 39H54V40H55ZM68 39H67V41H68ZM110 39H109V40H110ZM125 39H126V37H125ZM185 39H186V38H185ZM44 40H46L45 37H44ZM58 40H59V39H58ZM58 40H56V42H55V41L53 42V40L50 39L51 44H50V43H47V45H46L48 48L51 46V49H49V50L52 51V49H54L55 44H56V46H57L58 44L60 45V43H57ZM90 40H91V42H90ZM109 40H108V41H109ZM127 40H128V39H127ZM127 40H125V42H127ZM132 40L134 41L133 38H132ZM19 41H20V40H19ZM19 41H18V42H19ZM21 41H22V44H23L24 41H23V40H21ZM27 41H28L29 43H27ZM103 41H105V42H103ZM133 41H132V42H133ZM143 41H144V40H143ZM173 41H174V42H173ZM180 41H179V42H180ZM52 42H53L54 45H52ZM118 42H119V41H118V39H117V43H118ZM129 42H130V45H132V44H131V40H130ZM175 42H176V43H175ZM35 43H34L33 45H35ZM78 43H79V42H78ZM83 43H84V42H83ZM103 43H105L104 46H103ZM109 43L111 44V40H110ZM112 43H113V44H117L116 41L113 42V40H112ZM159 43H160V42H159ZM15 44H16V43H15ZM30 44H31V43H30ZM184 44H185V43H184ZM191 44H193V42H192ZM12 45H14V44H12ZM16 45H18V44H16ZM16 45H15L14 47L11 46V50H12V47H13V49L16 48V49H14V50H17V47L20 48V46H21V49H18L17 51H15V52H13V53L10 52L11 55H10V53H9L8 56L12 57V56L14 55V53L18 52L19 55H20V57H21V54L23 55V53H25V52L27 53V52H28L29 45H28V48H27V46L25 45V46H26V48H24V49H26L25 52L22 50V49H23V48H22L23 45H20V43H19V45H18L17 47H16ZM33 45L31 46L32 50L29 51L30 53H32V51H34V50H33ZM49 45H50V46H49ZM64 45H65V44H63V46H64ZM68 45H69V44H68ZM68 45H67V47H68ZM71 45H73V44H71ZM85 45H86V43H85ZM108 45H109V44H108ZM111 45H112V44H111ZM130 45H129V43H128V46H127L126 44L124 45V46L126 47V57H130V56H131V57H130L131 60H132V58H133V60H134V57H135V58H138V56H136V54H134V53H130L129 48L127 49V47H130V49H131L132 46H130ZM25 46H24V47H25ZM56 46H55V49L57 48V50H58V47H59V46H57V47H56ZM61 46H62V44H61ZM63 46H62V47H63ZM77 46H78V44H77ZM79 46H80V44H79ZM114 46H115V45H114ZM35 47H36V46H34V48H35ZM52 47H53V48H52ZM80 47H81V46H80ZM84 47H85V46H84ZM179 47H180V48H179ZM181 47H183V48L181 49ZM31 48H30V49H31ZM64 48L66 49V45H65ZM64 48H63V50H65ZM81 48H82V47H81ZM87 48H89V49H87ZM107 48L109 49L110 47L108 46ZM112 48H113V49H114V48H120V45L118 44L117 47L115 46V47H112ZM121 48H122V46H121ZM141 48H142V50H144V51H142ZM45 49H46V48H45ZM85 49H86L87 51L89 50V52H90L91 49H92V47H90V46L87 45ZM85 49H82V51L85 50ZM108 49H105V51L107 52V55L110 56V53H114V52L112 51V49H110L111 52L108 53V51H109ZM9 50H10V49H9ZM14 50H13V51H14ZM19 50H21L20 52H22V53H20ZM36 50H37V48H36ZM36 50H35L34 53L30 54V55H32L31 57H33V61L35 60V58L37 57V55H38V53H39V52H37L38 50H37V51H36ZM57 50H55V51H57ZM127 50L129 51V54H128V55H127V53H128ZM133 50H135V49L133 48ZM162 50H163V49H162ZM58 51H59V50H58ZM58 51H57V52H58ZM60 51H61V50H60ZM82 51H81V53H82ZM146 51H148V52H146ZM4 52H7V51L5 50V51H3V52H1V53L3 54ZM41 52H40V53H41ZM57 52H56V54H58ZM89 52H88V53H89ZM91 52H92V51H91ZM115 52H116V50H115ZM167 52H168V51H167ZM167 52H166V53H167ZM170 52H169L168 54L171 55V56H170V59H172V58H173L172 56H174V54H173V53H170ZM183 52H184V50H183ZM185 52H186V51H185ZM185 52H184V53H185ZM189 52H190V49H189V51L186 53L187 56H188ZM1 53H0V55H1ZM7 53H8V52H7ZM40 53H39V54H40ZM51 53H52L53 56L51 55ZM51 53H50V55L48 54L46 58H49V56H50L51 58L55 56L54 59H56V54L54 55L55 52H51ZM60 53H61V54H60V58H59V57L57 58V61H58L59 65H60L61 62H60L58 59H60V60L63 61V62H65V61L67 60V58H64L65 56H67V54H66L65 56L63 55V56H62L63 58H62V57H61L62 52H60ZM65 53H68V52H65ZM65 53H63V54H65ZM81 53H80V54H81ZM88 53H87V52H86V53L84 52V54H87V55H88ZM98 53H99V52H98ZM163 53H164V54H163V55H164L163 57H166V56L168 55V54L165 55V51H163ZM175 53H178V54H179V52H175ZM132 54H134V55H133L134 57H132ZM148 54H149V55H148ZM161 54H162V53H161ZM186 54H184V56H185ZM16 55H17V53H16ZM35 55H36V57L34 58ZM81 55H82V54H81ZM81 55H80V58H81ZM89 55H90V54H89ZM98 55H99V54H98ZM104 55H105V54H104ZM114 55L117 56V63L115 62L116 59L113 58L114 60H113V59H112V60L114 61V65L116 66V64H119V63H120V61H121V59H122V57L120 58V56H122V55H119L118 52L115 53ZM118 55H119L120 60H118ZM129 55H130V56H129ZM143 55H144V57H143ZM175 55H176V56H174V58L178 56L177 54H175ZM5 56H6V54H5ZM8 56H7V57H8ZM38 56H40V55H38ZM42 56H44V55L42 54L41 57H42ZM58 56H59V55H58ZM69 56H70V53H69ZM90 56H92V55H90ZM90 56H89V57H90ZM99 56H100V55H99ZM105 56H106V55H105ZM116 56H115V57H116ZM146 56H148V59H149V60H150V57L153 59V60L151 59V60L147 63V65L144 64V62H143V61H144L143 58H145V60H146ZM184 56H183V57H184ZM16 57H17V56H16ZM25 57H26V56H25ZM92 57H93V59H91L90 61L92 62V60H93V62H94V59H95L96 55H95V56H92ZM110 57H111V56H110ZM110 57H109V58H110ZM161 57H162V56H161ZM167 57H168L167 60H170V59H169V56H167ZM167 57H166V58H167ZM188 57H189V56H188ZM0 58H1V56H0ZM12 58H13V57H12ZM14 58H15V56H14ZM23 58H24V56H23ZM27 58L30 59V56L26 57V59H27ZM38 58H39V61L41 60L40 57H37V58H36L37 61L35 60V62H36L37 65L39 66ZM42 58H44V57H42ZM46 58H44V59L41 61V63H40L41 66H42V65L45 66V67L48 66V65H47V66L45 65V62H46V64H47L48 61H44ZM68 58H69V57H68ZM80 58H79V59H80ZM106 58H107V57H106ZM139 58H138V59H139ZM174 58H173V59H174ZM181 58H182V57L179 55L178 59L181 60ZM24 59H25V58H24ZM24 59H22V57H21V60H24ZM26 59H25V60H26ZM54 59H52V60H51V63H49V64H50V66H51V65H52V62L55 63L56 68L58 69L59 65L57 64V62H55ZM62 59H65V61L62 60ZM70 59H72L71 56H70V58H69V62H70V61H71V62H74L73 60H70ZM89 59H90V58H89ZM104 59H105V57H104ZM175 59H176V58H175ZM182 59H183V58H182ZM185 59H188V61H190V63H191V64H189V67H188V68H190L191 66L193 67V66L195 65V64H193V63L191 62L192 59L187 58L186 56H185ZM0 60H2V59H0ZM16 60H17V59H16ZM25 60H24V61H25ZM46 60H47V59H46ZM48 60L50 61V58H49ZM80 60H81V59H80ZM83 60H84V63H81V62H80V64H82V65H84L85 62L88 61V59H86V61H85V58H83ZM97 60H98V59H97ZM107 60H110V59H106L105 61L107 62ZM131 60H130V62L128 61V64L131 65V67H133V65H132V61H131ZM139 60H140V59H139ZM2 61H5L4 57H3V60H2ZM28 61H29L28 64H30L31 60H28ZM103 61H104V60H103ZM113 61H109V62H107V63H109V64H108L109 66H108V65L106 66V65H104L103 63H102L103 66H102V64H101V66L103 67V69H106V68H107V71H108V67H109V69H111V70H112V69H116V68H113V67H114L113 64H112ZM183 61H184V63L186 62V60H183ZM183 61H182V62H183ZM188 61H187V63H185V65H184L183 63H181V62H180V64L178 63L179 66L181 67L180 69H185L186 66H188ZM10 62H11V61H10ZM12 62H13V61H12ZM43 62H44V64H43ZM75 62H76V61H75ZM91 62H90V63H91ZM101 62H102V61H101ZM101 62H100V63H101ZM111 62H112V63H111ZM118 62H119V63H118ZM135 62H136V63H135ZM146 62H147V61H146ZM146 62H145V63H146ZM161 62H162V61H161ZM194 62H195V61H194ZM5 63H6V61H5ZM13 63H14V62H13ZM25 63L27 64V60L25 61ZM36 63H35V64H36ZM66 63H67V62L64 63V66H66V65H65ZM86 63H87V62H86ZM90 63H89V64H90ZM94 63H95V62H94ZM94 63H92V65H93V72H92V73H93V74H94V72H95V70H94V67H95V66H94ZM97 63H99V62L96 61L95 64H97ZM100 63H99V64H100ZM115 63H116V64H115ZM121 63H122V64H121L122 67H120V66L118 65V67H120V69L117 67V69H116L117 71H116V70H114V71L118 72V70H121V71H120V72H121V75H124V74L127 75V77L124 76V78L126 77V79H123V80H125V83L128 84V82L130 81V80L128 81V79H130V78H131V81H130V84H128V85H130V87H129V86H128V88L126 87V89H128V90H126V91H128V93H127L126 91H125V92H126L127 94L124 93V86H123V92H122V89H121V92L119 91V94L122 93V95L125 94V96L128 95V94H130V98H131V97H132V96H131V92H133V91L129 92V88H131L130 90H132V88H135V87H136V88H135L136 93H137V91H139L140 93H142V95H140V94H137V95H136V93H135V94L132 93V95H133L134 97L139 96V95H140V96H143L144 94L148 95L149 93L151 94V93H153V91H155V90H153V91L149 92V91L152 89V87L154 88L155 83L157 82L156 79H155V82L151 81V79H150L149 82H151V84H150L149 82H148V83H149V86L151 85V87H150L151 89H150V90H147V92L145 93L146 89H144V88H145V87H146L147 89L149 88V87H147L146 84H145V83L147 82V80L145 79L146 82L143 83V84L145 85V87H143L144 85L141 83L142 80H143V78H140V79H141V80H140V84H138L139 81L137 82V80H136V79H138L136 73H137V69H138L139 67L136 66V68H137L136 71H135V67L132 68V69L134 70V72H136V73H135L136 75L134 74L133 70L130 69V66L127 67V69L129 68V70H127V71L125 70L126 73L123 72L124 74H122V69H123V67H124V69L126 68L127 63H126L125 61H123V62H121ZM123 63H126V65H125V64L123 65ZM170 63H173V62L169 61V64H170ZM8 64H9V62H8ZM16 64L19 66V62H17ZM21 64H23V66H22ZM28 64H27L26 66H28ZM32 64H33V63H32ZM35 64H34V65H35ZM77 64H78V62H77ZM89 64L85 65V66H87L86 68H87L88 73H89L88 67H90V69H92V65H89ZM110 64H112V65H111V66H112L111 68H110ZM159 64H160V63H159ZM159 64H158V65H159ZM164 64H165V63H163L162 66H164ZM175 64H176V62H175ZM175 64H174V66H173L174 69H175ZM182 64L184 65L183 68H182ZM186 64H187V65H186ZM9 65H10V66H9V69H10V67H12L13 65H12L11 63H10ZM20 65H21L23 68H25V67H24V63H23L22 61L20 62ZM34 65H31V66L34 68ZM61 65H62V64H61ZM71 65H72V64H70V66L68 65V67H71ZM78 65H79V64H78ZM142 65H144V66H142ZM160 65H161V64H160ZM172 65H173V64H172ZM190 65H191V66H190ZM7 66H8V65H7ZM14 66H15V63H14ZM29 66H30V65H29ZM64 66L62 65V69L64 68ZM74 66H75V65H74ZM105 66H106V68H104ZM148 66H149L150 69H152L151 72H150V69L148 68ZM169 66H170V68H169V72L172 71V74H173V70H174V69L171 68V64H170ZM176 66H177V64H176ZM16 67H17V66H16ZM45 67H44V70H43V67H42L43 73L45 72ZM52 67H54V64H53ZM76 67H77V70L75 69V71H76L75 73L77 74V73H78V66H76ZM76 67H75V68H76ZM164 67H165V66H164ZM167 67H168L167 65H166L165 68L162 67L163 70H164V72H162V73L165 74V72L167 71ZM13 68H15V67H13ZM13 68H12V72H13V70L18 69L19 67L15 68V69H13ZM23 68L20 69V71H22V70L24 71ZM33 68H31V69L34 70V71H35V69L37 70L36 67H35V69H33ZM60 68H61V67H60ZM65 68H66V67H65ZM73 68H74V67H73ZM73 68L71 67V70L69 69L70 72H67L68 74H67L65 71H63V72L66 74V75L64 74L66 78H67V76H70V75H71V71H72ZM79 68H80V65H79ZM83 68H84V70H85V67H83ZM83 68H82V69H83ZM98 68H99V69H98ZM121 68H122V69H121ZM158 68H160V66L157 67V71H158ZM162 68H161V70H162ZM177 68H178V66H177ZM188 68H187V71H186V72L189 71ZM193 68H194V67H193ZM25 69H27V72H28V70L30 71L29 68H25ZM48 69H49V68H48ZM51 69H52V68H51ZM51 69H50V70H51ZM96 69H97L99 72H100V70L102 71V73L100 72L101 75H103V74L105 73L104 76H103V78H104V77H105V78L107 77V76H105V75H106V72H104V71L102 70V68L100 67V65H99V67H98V64H97ZM171 69H172V70H171ZM180 69L178 68L177 71H178V72H181ZM191 69H192V68H191ZM191 69H190V70H191ZM32 70H31V72H32ZM42 70L40 69L39 71L41 72ZM53 70L55 71V67H54ZM63 70H64V69H63ZM130 70H131V71H130ZM148 70H149V71H148ZM165 70H166V71H165ZM20 71H19V74H18V75H20V77H22V76L24 77L25 74L27 75V73H25V72H24V75H23V74L21 75V74H20V73H21ZM23 71H22V73H23ZM25 71H26V70H25ZM34 71H33V72H34ZM66 71H67V69H66ZM105 71H106V70H105ZM12 72H11V74H12ZM40 72H38V74H39ZM46 72H47V71H46ZM46 72H45V73H46ZM52 72H53V71H52ZM84 72H85V73H84L85 75H84V74H82V75L85 77L87 74H86V71H84ZM110 72H111V71H110ZM116 72H115V74H117V77H118V75H119V78L121 79V80H120V79H119V80L122 81V76L120 77V72H119V73H116ZM129 72H130V73H129ZM138 72H139V69H138ZM182 72H183V70H182ZM9 73H10V72L5 73V75L7 76V74H9ZM14 73H15V71H14ZM43 73L41 72V74H43ZM48 73H51V72L49 71ZM48 73H47V74H48ZM58 73H60V74H58V76H57V74H56V75L53 74V75H54V78H55V79L58 77V79H56V82H58V81H61V82H59V84H58V86H57V83H53V82H55V79H54V81H52V84H53V85L55 84V87L51 84V85L54 87V88H53V87H51V88L54 89L55 92L52 91L50 88H47V87H48V85H47L48 83L46 84V81L43 80V81L45 82V84L47 85V86L45 85V89L47 88V90H45V89H44V90H45V91L51 90L52 93H53L54 95L57 93V94L55 95L56 97H57V95H58L59 92H61V93H60L61 95L65 93V96H66V90H65L66 86H65L64 88H63L62 86H59L60 83L63 84V82H64V81H62V79H65V80H66V78H64L62 71H60V72L58 71ZM69 73H70V75H69ZM73 73H74V72H73ZM75 73H74V74H75ZM81 73H82V72H81ZM92 73L90 72L89 74H90V77H91V78L93 77V79H91L90 77L88 78L87 76H86V78H85L86 81H88L90 88L93 87V84H95V82H96V85H98L97 82H99V84H100V82L103 80V78H101L102 80H100L99 78H95L96 76H100L99 73L96 72L98 75L96 74L95 76H92V75H91ZM155 73H154V74L151 73V77H150V78H152V76H155ZM167 73H168V72H166V75H167ZM16 74H17V73H16ZM28 74H29V72H28ZM33 74H34V73H33ZM38 74H36V75L38 76ZM51 74H52V73H51ZM51 74H50L49 76H50L51 79H52V78H53V75H51ZM74 74H73V79H78V80H79V78L76 77V76H78V75H75V76H74ZM78 74H79V73H78ZM89 74H88V75H89ZM108 74H109V77H111V76H110L111 74L109 73V71H108ZM108 74H107V75H108ZM131 74H134L133 77H135V78H133V79H135L137 83H135V82H134L135 84L133 83L134 80L132 81V77H130ZM157 74H161V73H159V71H158V73H156V75H157ZM172 74H171V76H172ZM0 75L3 76L4 74H1V73H0ZM5 75H4V77H5V81H6V80H8L9 78L6 79V76H5ZM61 75H62V76H61ZM175 75H176V71H175ZM177 75H179V73H177ZM1 76H0V77H1ZM10 76H12V75H10ZM27 76H29V75H27ZM45 76H46V75H45ZM45 76H44V74H43V75H40L39 78H37V81H38L39 79H42V78H40V77H45ZM55 76H57V77H55ZM59 76H61V77H59ZM71 76H72V75H71ZM80 76H81V74H80ZM83 76H82V78H83ZM112 76H113V72H112ZM131 76H132V75H131ZM167 76H168V75H167ZM169 76H170V74H169ZM169 76H168V77H169ZM173 76H174V74H173ZM173 76H172V77H173ZM4 77H3V78H4ZM14 77H15V76H14ZM14 77H13V78H14ZM32 77H33V81H34V83H35L36 79H34V78H35L36 76H33V75H31V73H30V78L32 79ZM50 77H49V78H50ZM74 77H75V78H74ZM78 77H79V76H78ZM109 77L106 79V81L109 80ZM117 77H114V79H116L115 83H117V82L119 81V80L117 81V79H118ZM129 77H130V78H129ZM147 77H149V76H147ZM155 77H156V76H155ZM155 77H154V78H155ZM157 77H158V75H157ZM18 78H19V77L17 76V79H18ZM25 78H26V76H25ZM25 78H24V79H25ZM27 78H28V77H27ZM70 78H71V80H69V77H68L67 79H68V81L70 82V84H71V83L73 84V89H74V88H75V87H74V82H75V80L72 82L73 79H72V77H70ZM82 78L80 79V84L83 85V83H84V87H86V86H87V84L85 85L86 81H84L85 79H82ZM111 78H112V77H111ZM1 79H2V78H0V84H2V85L4 84V86H5L7 83H4V82H5L4 79H3L4 82H3ZM45 79H46V78H45ZM59 79H61V80H59ZM88 79H89V80H88ZM95 79H98V81H96ZM147 79H148V78H147ZM152 79H153V78H152ZM19 80H20V78L18 79V83H21L22 81L20 82ZM25 80H26V79H25ZM27 80L30 81V84L33 85V83H31V80H30L29 78H28ZM27 80H26V82L28 83ZM46 80H49L48 77H47ZM57 80H58V81H57ZM81 80L84 81V82L82 83ZM91 80H93V82H94V80H95V82H94L93 84L90 85V82H89V81H91ZM1 81H2V82H1ZM10 81H12V80L10 79ZM37 81H36V82H37ZM68 81H66L67 84H68ZM106 81H105V82H106ZM110 81H111V79H110ZM113 81H114V80H113ZM113 81H112V82H113ZM143 81H144V80H143ZM8 82H9V81H8ZM16 82H17V81H15V83L12 82L11 84L14 86V89L17 90L18 88H17V87L15 88V86H18L19 84H18V83L16 84ZM38 82H40V80H39ZM38 82H37V83H38ZM44 82L41 83V84H44ZM50 82H51V80H50ZM76 82H77L76 85H77V89H78V85H79V83H78V81H76ZM91 82H92V81H91ZM103 82H104V80H103ZM103 82H102V83H103ZM122 82H124V81H122ZM131 82H132L133 85L131 84ZM13 83L16 84V85H14ZM109 83H110V82H109ZM120 83H121V82H120ZM120 83H119L118 87H120L121 85H123V84L120 85ZM9 84H10V83H9ZM21 84H22V86H20L21 88L19 87V88L21 89V93L18 91L19 89L17 90V92H18L19 96H21L20 94H22L23 97L26 96V94H27V96H26V99H27V97H28V98L30 97V96H29L30 92H28V93H27V92L22 93V87L25 86V85H23V84H25L24 80H23V82H22ZM30 84L28 83V88H31V87H32V85L29 86ZM38 84H39V83H38ZM38 84H37V85H38ZM72 84H71V88H72ZM104 84H106V83H103V85H104ZM117 84H118V83H117ZM127 84H126V85H127ZM137 84H138L139 89H140V85H141V84L143 85V86L141 85V89H140V90H142V91L138 90L137 86H135V85H137ZM153 84H154V85H153ZM7 85H8V84H7ZM12 85H8L9 88H10V89H9V92H11V93L13 92ZM35 85H36V84H34L33 87L36 88L35 91H34L35 94H36V93H37L36 91H37V89H39V86H38V87H35ZM39 85H40V84H39ZM49 85H50V84H49ZM64 85H65V83H64ZM81 85H80L79 87H81ZM112 85H113V84H112ZM124 85H125V84H124ZM126 85H125V86H126ZM0 86H1V85H0ZM89 86H88V88L86 87V88H87L86 94H89V96L91 95V97L89 98L90 101H91V99L94 100V98H93V94L96 96V95H97V92H96V94H95V92L93 93L94 90H93V91H92V90H89V91H91L92 94H90V92L88 93ZM104 86L106 87V86H108V84H107V85H104ZM104 86H102V85L99 86V85H98V88H99V87H102V88H103ZM114 86H115V84H114ZM131 86H132V87H131ZM134 86H135V87H134ZM5 87H6V89H8L7 86H5ZM41 87H42V85H41ZM43 87H44V85H43ZM49 87H50V86H49ZM61 87H62V88H61ZM84 87H83V88H84ZM109 87L111 88V84H109ZM2 88H3V86H2ZM11 88H12V90H11ZM57 88H59V89H63V92H64V90H65V92L63 93L61 90H59V92H57V91H58ZM96 88H97V87H96ZM96 88H95V89H96ZM98 88H97V89H98ZM102 88H101V89H102ZM107 88H108V87H107ZM114 88H115V89H114ZM114 88H113V86H112V89H114V91H116L117 87L115 86ZM6 89H5V90H6ZM24 89L26 90L27 87H24ZM66 89L68 90L69 95L72 96L71 100H72V101H75V98H77V97H76L77 95L75 94V92H78V91H76L77 89H76L75 92H74V94L76 95L75 98H74V100H73V96H74V94L71 95L72 91L69 90L68 87H67ZM84 89H85V88H84ZM93 89H94V88H93ZM101 89H100V90H101ZM112 89H111V90H112ZM5 90H3V93H2V94H4V91H5ZM10 90H11V91H10ZM29 90H31V89H29ZM40 90H41V89H40ZM78 90H79V89H78ZM98 90H99V89H98ZM100 90H99V91H100ZM111 90H110V91H111ZM133 90H134V89H133ZM1 91H2V90H1ZM1 91H0V99H1V101H4V102H5L7 98H6L5 100H3V98H1V97H2V96H1ZM83 91H85V90H83ZM83 91L81 90V93H82V94H81V97H82V99H83V96H84V95H83ZM96 91H97V90H96ZM99 91H98V92H99ZM103 91H104V95H103L104 98H103V97H102V98L104 99L103 101L105 102V104H106V100H105V99L108 98V100H107V101H108V105H111V104L113 105V103H109V101L112 102V99H109V98H110V94L113 95V94H115V93H114V92L111 93L110 91H108V90H106V89H104V88H103ZM103 91L101 90L102 93L100 92V93L97 95L98 98H100V100L102 99L100 95L103 94ZM106 91H108V95H109V97H108V96L105 97V96H106V95H105ZM112 91H113V90H112ZM6 92H8V90H6ZM17 92L14 91V94L16 95ZM39 92H40V91H39ZM48 92H49V91H48ZM70 92H71V93H70ZM79 92H80V90H79ZM79 92H78L77 94H80ZM134 92H135V91H134ZM148 92H149V93H148ZM31 93L33 94V90L31 91ZM52 93H51V94H52ZM109 93H110V94H109ZM14 94H13V95H14ZM35 94H34V95H35ZM39 94H40V93H39ZM44 94H45V93H44ZM46 94H47L48 97H49L50 94H48V93H46ZM46 94H45V95H46ZM53 94H52V95H53ZM60 94H59V95H60ZM84 94H85V93H84ZM4 95H5V94H4ZM7 95H8V94H7ZM13 95L9 93V96H10V99H9V100H10L11 102L14 101V100H13V101L11 100L12 97H13V99H15ZM41 95H42V96L39 95L40 98H42L43 100H45V102L41 99V100H40L41 102H40V104H39V103H38L39 100L37 99V100H38L37 104H38V106L41 105L40 107H42V103H43V108H46L47 106H49V107H47V108H49L48 111L50 110V105H51L52 108H53V107H57L56 105H58L59 103H61V102H58V101H57L58 104H57V102H56V104H55V102H53V101H54V100L56 101V97H55V99H54V96L51 97L52 100L54 99V100L51 102V104L49 103L50 101L47 103V101H46V100H47L46 97H44L42 93H41ZM112 95H111V97H112ZM116 95H118V94H115V96H116ZM122 95H121V96H122ZM9 96H5V97H8V98H9ZM11 96H12V97H11ZM16 96H17V95H16ZM19 96L16 97V98H17L16 100L19 99ZM39 96H37V94H36V95L34 96V98H36V97L39 98ZM50 96H51V95H50ZM63 96H64V95H63ZM63 96H61V98H60L61 100H60V101L63 102L65 99L68 100V98H64ZM89 96H88V97H89ZM121 96H120V98H121ZM123 96H124V95H123ZM123 96H122L121 99H122V100L125 99V101L123 100L122 102H121V99L117 96V97L120 99V101L117 100V102H118V104H120V106H121V104H122L123 102H124V104H122V105H125V102H126V98H125V97L123 98ZM23 97L21 96L22 99H20L21 102H19V105H18V106H17L18 103L16 104V100L14 101L15 103H13L12 105H15V104H16V107H15V111L12 112V113H16V111L18 110V111H17V114H15V115L18 116L19 114L21 115V112H22V111H19V109H21V110H26V111H27V110L30 108L31 112H32V109H33V114H35V116H34V115H33V116H34V117H36V116L38 117L39 114H40V113L38 112V110H42L43 108L38 109L39 107H37L36 102H34V98L32 97V95H31L32 98H30V100L32 99L33 104L36 105V110H37V111H35V106H33L34 108H33L32 106H31L32 108H31V107L28 108L27 105H30V103H31L32 101L27 102L26 99H23ZM43 97H44L45 99H44ZM67 97H68V94H67ZM126 97H127V96H126ZM114 98H115V97H114ZM114 98H113V99H114ZM82 99L79 98V100H81V101H82ZM89 99H88V101H89ZM116 99H117V98H116ZM20 100H18V101H20ZM24 100H25V101H24ZM49 100H51V99H49ZM58 100H59V99H58ZM71 100H70V104H71V102H72ZM79 100H78V101H79ZM84 100H86L85 97H84ZM95 100H96V102H98L96 98H95ZM95 100H94V101H95ZM35 101H36V100H35ZM132 101H133V100H132ZM132 101H131V102H132ZM7 102H8V100L6 101V103H7ZM11 102H10V103H11ZM23 102L26 103V106L23 105L25 109H24V108H19L20 103H21V106H20V107H22ZM66 102H67V101H66ZM79 102H80V101H79ZM96 102H95V103H96ZM99 102H100V101H99ZM114 102H115V101H114ZM120 102H121V103H120ZM131 102H130V99L127 97V103H126V104L131 103ZM0 103H1V102H0ZM2 103H3V102H2ZM6 103H4V104H6ZM8 103H9V102H8ZM25 103H24V104H25ZM68 103H69V102H68ZM85 103H86V102H85ZM85 103H84V104H85ZM92 103H94V102H92ZM95 103H94V105H96ZM115 103H116V102H115ZM4 104H3V106H4ZM33 104H32V105H33ZM44 104H47V106L45 107ZM61 104H62V105H63V104L65 105V106L63 105V106L65 107V110H63V113H64V112L66 111V109H67V106H66V104H65V101H64V103H61ZM74 104H75V106H76V104H78V103H76V101H75ZM87 104H88V103H87ZM102 104H103V102H102L100 105H102ZM1 105H2V104H0V106H1ZM8 105H9V104H8ZM53 105H54V106H53ZM67 105H68V104H67ZM72 105H73V103H72ZM72 105H71V106L69 105V106L72 107ZM80 105L82 106L83 103H81V104L79 103V106H80ZM114 105H115V104H114ZM114 105H113V106H114ZM10 106H11V105H10ZM58 106H59V105H58ZM81 106H80V107H74V106H73V107H74L75 110H76L77 108H81ZM83 106H84V105H83ZM88 106H89V105H88ZM91 106H92V104H91ZM116 106L119 107L118 105H115V107H116ZM6 107H7V106H6ZM6 107H5V108H6ZM17 107H18L19 109H16ZM64 107H63L62 109H64ZM73 107H72V108H73ZM84 107H85V106H84ZM13 108H14V106H13ZM13 108H12V106H11L9 109L13 110ZM27 108H28V109H27ZM60 108H61V106H60ZM82 108H83V107H82ZM93 108H94V107H92L91 109H93ZM98 108H99V105H98V106L96 105V109H95V111L98 110ZM70 109H71V108H70ZM70 109H69V111H70ZM85 109L87 110V108H85ZM101 109H102V107L99 108L100 111H101ZM7 110H8V107L6 108V112H7ZM30 110H28V111H30ZM54 110H55V108H54ZM75 110H74L75 113H77V112H79V111L81 112L80 109H78L79 111H77V112H76ZM2 111H4V110H2ZM2 111L0 110L1 115L3 116L4 113H3ZM9 111H10V110H8V113H9ZM42 111H43V110H42ZM55 111H57V110H55ZM72 111H73V110H71V112H72ZM83 111H84V109H83ZM87 111H88V110H87ZM19 112H20V113H19ZM23 112H24V111H23ZM35 112H38V115H37ZM67 112H68V109H67ZM80 112H79V113H80ZM88 112H89V111H88ZM98 112H99V111H98ZM98 112H96V113H98ZM25 113H26V112H25ZM28 113H29V112H28ZM28 113H26V115H28ZM45 113H47V112H45ZM51 113H53V112L50 111V114H51ZM55 113H56V112H55ZM61 113H62V110H61ZM75 113H74V114L72 113V114H73L75 117H77L76 115H78V114L75 115ZM42 114H44V111H43ZM48 114H49V112H48ZM48 114H46V115H44V116H47ZM64 114H65V113H64ZM64 114H63V115H64ZM66 114H67V115H70L69 118H71V114H68V113H66ZM80 114H81V113H80ZM80 114H79V116H81ZM83 114L85 115V113H83ZM99 114H100V112H99ZM99 114H98V115H99ZM15 115L13 116V114H12L11 116H13V117L15 118V117H16ZM23 115H25V114L23 113ZM26 115H25V116H26ZM31 115H32V114H30V117H32ZM5 116H6V115H5ZM9 116H10V115H9ZM11 116H10V117H11ZM28 116H29V115H28ZM40 116H41V115H40ZM40 116H39V117H40ZM42 116H43V115H42ZM48 116H49V115H48ZM55 116H56V115H55ZM74 116H73V118H71L72 120H75V117H74ZM82 116H83V115H82ZM82 116H81L80 119H81L82 122H83V121H85L86 119H82ZM85 116H86V115H85ZM26 117H27V116H26ZM34 117H33V118H34ZM57 117H58V120H59V117H61V115L58 114ZM63 117H64V118H63ZM63 117H61L62 122H63V121L65 122V121H66L65 118H66L67 116L65 117V115H64ZM1 118H2V117H1ZM21 118H22V116H21ZM21 118H20V116H19L20 121H22ZM43 118H46V120H49L47 117H43ZM49 118H50V117H49ZM67 118H68V117H67ZM15 119H17L16 122L19 121L17 117H16ZM26 119H27V118H23V120H25V121L27 122ZM50 119H52V118H50ZM56 119H57V118H56ZM63 119H64V120H63ZM76 119H77V118H76ZM3 120L5 121V119H3ZM6 120H7V119H6ZM28 120H29V121H28L29 125H27L28 123H25L26 126L24 127V128H26V129H27V127H30V128L33 129V126H36L35 124L38 125V124L40 123V121H39V123H38V121H36V122H35V121H34V122H31L33 119L31 120L30 118H28ZM36 120H39V119H36ZM40 120H41V119H40ZM46 120H45V122H46ZM10 121H11V120H10ZM12 121H13V119H12ZM12 121L9 122V120H8L7 123H6V121H5V124H3L4 122H2V119H1L0 122H2V123L0 124V126L4 125V127H5V126H7V124L10 125V124L12 123ZM41 121H42V120H41ZM60 121H61V120H60ZM75 121H76V120H75ZM77 121H78V120H77ZM13 122L16 123L15 121H13ZM30 122H31V123H35V124L31 127V125H30L31 123H30ZM50 122H53V119H52V120H49V123H50ZM58 122H59V121H58ZM68 122H69V121H68ZM73 122H74V121L69 122V123H73ZM78 122H79V121H78ZM41 123H42V122H41ZM47 123H48V121H47ZM49 123H48V125H49ZM59 123H60V122H59ZM74 123H75V122H74ZM79 123H80V122H79ZM16 124L18 125V127H19V126L21 127L22 124L25 125L23 121H22V124H21V125H19L20 122H19V124H18V123H16ZM45 124H46V123H45ZM52 124H53V123H52ZM54 124H55V123H54ZM54 124H53V125H54ZM12 125H14V124L12 123ZM17 125H16L15 128H17ZM46 125H47V124H46ZM46 125H45V126H46ZM58 125H59V124H58ZM58 125H57V126H58ZM14 126H15V125H14ZM14 126H13V127H14ZM45 126H44V128L47 127V129H48L49 126H46V127H45ZM54 126H55V125H54ZM54 126H51V128L54 127ZM57 126H56V127H57ZM39 127H40V126H39ZM73 127H74V125H73ZM1 128L3 129V127H0V129H1ZM22 128H23V127H22ZM41 128H42V127H41ZM49 128H50V127H49ZM59 128H62V125H61L60 127L58 126V128H56V129H57L56 133L58 132V129H59ZM2 129H1V130H2ZM4 129H5V128H4ZM4 129H3V131H4ZM8 129H9V126H8ZM26 129H25V130H22V129L18 128V129H16V132H17V131H21V130H22L21 132H23V131L25 132V131H26V133H24V132H23V133L25 134L26 138L28 137L27 139L29 140V142H30V139L32 138V137H30V136H31L33 133H35V134L40 133V135L43 133V132L41 133L40 131L38 132L37 129H33V130L31 129V131H33V133H32V132H31V133L29 132V135L27 136V132H28V131H27ZM42 129H43V128H42ZM52 129H54V128H52ZM62 129H63V128H62ZM62 129H61V131H59V132H62ZM66 129H67V132H68L69 127L66 128ZM66 129H63V131L66 130ZM12 130H13V129H12ZM34 130H35V131H34ZM48 130H49V129H48ZM50 130H51V129H50ZM50 130H49V134H48L47 136H49V135L51 134V133H50V132H51ZM59 130H60V129H59ZM6 131H7V135L5 134ZM6 131H4L5 133H3V134H4V137H3V134H1V132H0V136H2L1 141H0V142H1V145H2V140H4V143H3V144L6 143V145H5L4 147H3V145H2L1 147H3L2 149L7 148V150H8V148L10 147L11 150H10V148H9V151H7V150L4 149V150H5V153L9 152L10 155H11V154H12V155H15V154H13V152L11 153V151H13L14 148H15V151H16V150H19L18 148H20L22 145L24 146L23 143L26 142L25 136L22 135V136L24 137V138L22 137V139H23V140H22L21 137L18 135L20 132H19L18 134L16 133V134L18 135V137H19V138H17V143H16L17 145H16V144H15V141H16L15 138H16L17 136L15 135L14 138H11V136H12V137L14 136V135L10 134L12 131H10V132H9L8 130H6ZM14 131H15V130H14ZM36 131H37V132H36ZM43 131H44V130H43ZM45 131H46V130H45ZM53 131H54V130H53ZM8 132H9V134H8ZM54 132H55V131H54ZM54 132H52V133H54ZM46 133H48V131H46ZM43 134H44V133H43ZM43 134H42V136H43ZM57 134H58V133H57ZM63 134L65 135L66 132H63ZM5 135H6V137H8L7 140L10 139L11 142L15 140L14 143H13V146H12V144H11L10 146L8 145V144L11 143V142H10V141H7V140L5 139ZM20 135H21V133H20ZM38 135H39V134H38ZM38 135H37V136H38ZM40 135H39V136H40ZM68 135H69V132H68ZM32 136H33V135H32ZM34 136H35V135H34ZM34 136H33V139H35ZM37 136H35V137H37ZM47 136H44L45 139L47 138ZM52 136H53V134H52ZM59 136H60V135H57L56 138H58ZM9 137H10V138H9ZM29 137H30V139H29ZM50 137H51V136H50ZM50 137H49V139H52V138H53V137H51V138H50ZM13 139H14V140H13ZM19 139H20V140H19ZM24 139H25V140H24ZM41 139H42V138H41ZM54 139H55V138H54ZM18 140H19L20 142H18ZM37 140H38V138H37ZM39 140H40V137H39ZM48 141H49V140H48ZM50 141H51V140H50ZM29 142H27L28 146H26V144H25L26 147H25V146H24V148L22 147L23 150H26V149L28 150ZM18 143L21 144V145L19 146ZM31 144H32V147H31V148L33 149V148L35 147L36 143H35V145H33V144H34V140H33V142L30 143V145H31ZM14 145H15V146H14ZM6 146H8V147H6ZM11 146H12V147H11ZM16 146H18V147L16 148ZM33 146H34V147H33ZM36 146H37V145H36ZM38 146H39V144H38ZM45 146H46V148H47V147H50V146H47V145H45ZM39 147H40V146H39ZM25 148H26V149H25ZM31 148H29V149H31ZM35 148H36V147H35ZM35 148H34L35 151L38 150L37 148H36V149H35ZM22 149L20 148V153H21V150H22ZM34 150H33V151H34ZM2 151H3V150H2ZM28 151H29V150H28ZM33 151L30 150V152H33ZM16 152H17V151H16ZM9 153H8V154H9ZM20 153H19V154H20ZM16 155H17V153H16ZM260 186H261V185H260ZM255 187H256V186H255ZM255 187H254V188H255ZM256 189H257V188H256ZM261 189H262V188H261ZM263 189H264V188H263ZM258 191H259V190H258ZM251 192H254V191L251 190ZM262 192H263V191H262ZM251 196H252V195H251ZM254 197H255V196H254ZM256 198H257V196H256ZM239 201H241V199H240ZM263 204H264V203H263ZM258 205H259V204H258ZM261 205H262V204H261ZM259 206H260V205H259ZM260 207H261V208H260ZM260 207H259V209H264L263 206H260ZM257 210H258V207H257ZM263 213H264V212H263ZM263 213H261L260 216L264 217V216L262 215ZM255 218H257V217H255ZM256 223H257V222H256ZM263 223H264V222H262V224H263ZM245 224H248V222H247V223L245 222ZM250 224H251V223H250ZM250 224H249V225H250ZM259 224H260V223H259ZM250 227H251V226H250ZM259 227H260V226H259ZM243 228H244V227H243ZM252 228H253V227H252ZM248 229H250V228L248 227ZM257 229H259V228L257 227ZM253 230H256V229H253ZM244 231H245V230H244ZM261 231H262V230H261ZM259 232H260V231H259ZM263 238H264V237H263ZM261 251H262V250H261ZM263 252H264V251H263ZM263 254H264V253H263ZM256 258H257V257H256ZM257 259H258V258H257ZM258 262H259V261H258Z\"/></svg>",
  "mask_w": 264,
  "mask_h": 264
}]
</instances>
